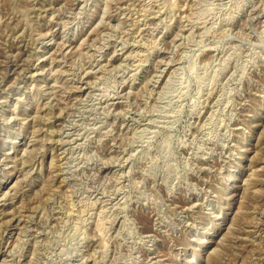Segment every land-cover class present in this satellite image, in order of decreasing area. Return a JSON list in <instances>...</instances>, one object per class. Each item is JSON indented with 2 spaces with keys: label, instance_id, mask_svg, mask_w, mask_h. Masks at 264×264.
<instances>
[{
  "label": "rangeland",
  "instance_id": "374dc122",
  "mask_svg": "<svg viewBox=\"0 0 264 264\" xmlns=\"http://www.w3.org/2000/svg\"><path fill=\"white\" fill-rule=\"evenodd\" d=\"M0 264H264V0H0Z\"/></svg>",
  "mask_w": 264,
  "mask_h": 264
}]
</instances>
